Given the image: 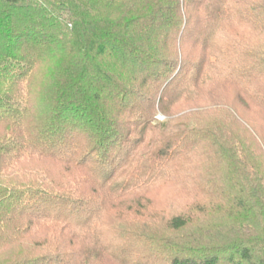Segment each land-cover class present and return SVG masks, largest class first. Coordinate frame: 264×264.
Here are the masks:
<instances>
[{
	"label": "trees",
	"instance_id": "1",
	"mask_svg": "<svg viewBox=\"0 0 264 264\" xmlns=\"http://www.w3.org/2000/svg\"><path fill=\"white\" fill-rule=\"evenodd\" d=\"M0 264H264V0H0Z\"/></svg>",
	"mask_w": 264,
	"mask_h": 264
},
{
	"label": "rangeland",
	"instance_id": "2",
	"mask_svg": "<svg viewBox=\"0 0 264 264\" xmlns=\"http://www.w3.org/2000/svg\"><path fill=\"white\" fill-rule=\"evenodd\" d=\"M238 106L241 108V110H244L241 103H238ZM157 118L163 120L165 116L162 113H159ZM178 195L179 193L171 190V188H169V190L168 187L159 188L152 193V197L149 199L146 206L151 208L155 206L157 211L163 210L161 206H164L166 209L171 208L170 206L175 207L176 203L179 202V199L175 198Z\"/></svg>",
	"mask_w": 264,
	"mask_h": 264
}]
</instances>
